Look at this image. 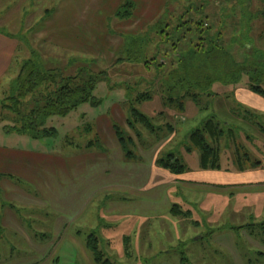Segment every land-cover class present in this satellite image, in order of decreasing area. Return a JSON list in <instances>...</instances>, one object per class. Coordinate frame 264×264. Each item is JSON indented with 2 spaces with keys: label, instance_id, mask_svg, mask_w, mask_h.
Masks as SVG:
<instances>
[{
  "label": "rangeland",
  "instance_id": "1",
  "mask_svg": "<svg viewBox=\"0 0 264 264\" xmlns=\"http://www.w3.org/2000/svg\"><path fill=\"white\" fill-rule=\"evenodd\" d=\"M93 1L96 0H0V33L18 44L11 72L0 84V100L28 59H36L44 70H53L65 77L78 76L83 67L88 73L99 72L100 69H108L109 72V80L99 82L93 93L94 98L102 100L99 106L85 104L65 117L56 116L46 121L44 128L57 130V135L35 139L28 134L7 132L5 127L11 124L0 121V145L63 155L74 151L76 153L90 142L98 141L95 131H87V126L93 124L95 119L101 116L111 118L113 109L128 117L135 108L159 129L150 133L137 124V130L140 131V136H137L134 131L128 130V126L123 128L134 138L135 145L137 143L142 147L147 140L145 136L152 137V142H147L145 146H153V143L164 141L172 134L174 136V133L169 135L166 129L167 126H172L177 136L169 145H161L164 151L160 159L167 160L170 155H174L186 166L193 168L200 165V152L195 149L193 154L188 153L184 139L205 119L216 115L226 131L218 144L222 169H230L232 173L236 170L245 172L258 169L254 165L260 162L258 170H264V132L261 131V127L264 128V108L259 110L237 101L239 90L247 91L243 93L247 96L249 93L255 96L250 92L249 76H244L236 84L215 83L197 100L187 98L181 101L183 106L178 102L166 105L158 85L149 89L151 100L138 102V96L147 91V84H157V79L154 80L158 74L156 66L152 65L148 69L143 63H122L112 67L121 55L120 51H113L116 55L109 56L105 53L104 56L97 57L88 55L78 47L64 48V42L73 40L67 29L82 9V17L91 12V15L105 19L113 43L121 45V34L125 31L127 33L124 35L141 34L159 19L168 0H164V7H157L152 11L148 9V2L145 0H139L138 3L136 1V9L139 7L136 10L137 16H134L139 22H134V16L129 21H119L114 15L110 16V0H100L97 8H88ZM80 3L84 4L79 5ZM182 4L186 5L184 0ZM149 10L151 14H148ZM117 28L124 32L117 31ZM82 59L95 62L89 64ZM166 60L163 63H167ZM260 86L264 89V82ZM247 111L254 115V120L249 119L251 116ZM123 123L127 124V121ZM227 125L232 127H226ZM227 130L234 132L233 137ZM235 139L240 155L236 152ZM209 144L215 145L210 139ZM183 193L185 191L180 195ZM194 196L190 195L189 201L198 204L193 205L195 208L184 209L186 198L181 201L184 210L179 205L176 206L182 215L179 218L168 217L153 224L129 223L120 227H112L106 220L98 219L94 227L90 228L91 231L83 230L82 237L87 240L90 235L95 234L100 241V252L112 264H264L262 197H256V201L251 202L239 199L229 201L227 198L220 200L216 197L209 202L204 201L201 207V203L196 201L202 195ZM242 226L240 231L232 230ZM112 228H115L114 232H110ZM75 230L76 228L72 229ZM69 253L64 264H72L70 259L74 255L70 251Z\"/></svg>",
  "mask_w": 264,
  "mask_h": 264
},
{
  "label": "crops",
  "instance_id": "2",
  "mask_svg": "<svg viewBox=\"0 0 264 264\" xmlns=\"http://www.w3.org/2000/svg\"><path fill=\"white\" fill-rule=\"evenodd\" d=\"M99 1L90 2L88 8H97ZM124 1L108 2L110 16L115 15ZM145 1L151 11L162 7L164 2ZM81 10L67 29L73 40L64 42L63 47H78L97 57L121 51L123 44L113 43L106 20L91 12L82 17ZM150 10L148 14L152 13ZM135 16L134 22H139ZM117 31L124 32L119 28ZM17 45L14 39L0 33V84L11 72ZM244 92L247 91L239 90V103L264 108L263 99ZM112 115L98 117L90 125L99 138L97 145L88 147L89 143L76 153L63 155L0 145V264H64L69 251L74 255L70 259L72 264H97L82 232L91 231L98 219L120 227L179 218L173 208L183 206L182 198L187 199L184 209L198 205L189 201L190 195H202L196 201L201 207L204 201L216 197L246 202L259 196L264 199V170L259 168L232 173L230 169L187 166L182 176L161 168L157 164L164 151L161 145L173 142L175 133L153 146H145L152 142L151 136H145L147 140L142 147L135 145L138 159L128 160L113 128L114 124L127 128L123 123L127 116L118 114L116 109ZM182 191L184 196L180 195ZM73 228L76 230L72 231ZM114 231L115 228L110 230Z\"/></svg>",
  "mask_w": 264,
  "mask_h": 264
},
{
  "label": "trees",
  "instance_id": "3",
  "mask_svg": "<svg viewBox=\"0 0 264 264\" xmlns=\"http://www.w3.org/2000/svg\"><path fill=\"white\" fill-rule=\"evenodd\" d=\"M182 1L168 0L159 19L141 34L121 36V55L112 67L143 63L148 69L152 65L158 69L154 78L157 84H147V91L137 101L151 100L149 89L158 85L166 105L178 102L183 106L181 101L197 100L215 83L236 84L246 75L250 78V91L264 99V89L260 86L264 82V0H184L186 5H181ZM135 11L134 0H125L114 16L119 21H129ZM82 60L89 64L95 62ZM165 60L167 63H163ZM85 70L83 67L78 76L65 77L59 72L44 70L36 59L26 60L0 100V121L11 124L5 127L6 131L28 134L35 139L52 137L57 135V130L44 128L49 118L65 117L85 104L99 106L102 100L94 98L93 93L99 82L109 80L108 69L90 71L91 74ZM246 113L254 120L253 114ZM137 124L150 133L159 130L133 108L127 117V126L140 136ZM113 128L125 157L136 161L134 138L117 124ZM166 129L169 135L175 133L172 126ZM87 131H91L90 126ZM227 131L233 137L234 132ZM261 131L264 132L263 127ZM225 134L218 116L213 115L186 136L187 152L195 149L200 152L201 169L221 170L218 144ZM209 139L215 145H210ZM98 142H90L88 147ZM237 146L235 139L236 152L240 155ZM157 164L176 176L188 170L174 155L167 160L159 158ZM260 164L256 162L254 167L259 168ZM240 167L243 170L241 161ZM173 213L182 216L176 207ZM99 245L95 234L87 238L86 246L95 262L112 264L104 258Z\"/></svg>",
  "mask_w": 264,
  "mask_h": 264
}]
</instances>
